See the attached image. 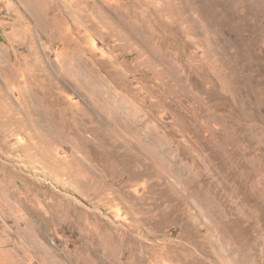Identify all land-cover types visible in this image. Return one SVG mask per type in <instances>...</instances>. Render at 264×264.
Wrapping results in <instances>:
<instances>
[{"label":"rangeland","instance_id":"1","mask_svg":"<svg viewBox=\"0 0 264 264\" xmlns=\"http://www.w3.org/2000/svg\"><path fill=\"white\" fill-rule=\"evenodd\" d=\"M0 264H264V0H0Z\"/></svg>","mask_w":264,"mask_h":264}]
</instances>
